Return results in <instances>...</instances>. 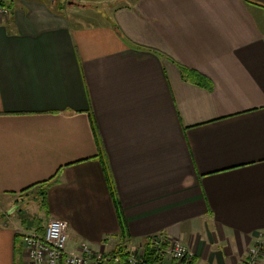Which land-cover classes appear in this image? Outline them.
Here are the masks:
<instances>
[{
    "label": "crops",
    "instance_id": "1",
    "mask_svg": "<svg viewBox=\"0 0 264 264\" xmlns=\"http://www.w3.org/2000/svg\"><path fill=\"white\" fill-rule=\"evenodd\" d=\"M57 1L0 16V202L53 178L30 220L67 221L69 248L164 233L191 264H244L264 237V0ZM31 229L0 222V264H27Z\"/></svg>",
    "mask_w": 264,
    "mask_h": 264
},
{
    "label": "built area",
    "instance_id": "2",
    "mask_svg": "<svg viewBox=\"0 0 264 264\" xmlns=\"http://www.w3.org/2000/svg\"><path fill=\"white\" fill-rule=\"evenodd\" d=\"M7 14V5L0 4V16ZM67 227L65 220L50 219L43 234L26 232L24 248L27 264H190L195 256L181 239L164 233L149 237L146 242L125 253L97 251L86 242L69 248ZM262 250V242L251 247L245 264H255Z\"/></svg>",
    "mask_w": 264,
    "mask_h": 264
},
{
    "label": "rangeland",
    "instance_id": "3",
    "mask_svg": "<svg viewBox=\"0 0 264 264\" xmlns=\"http://www.w3.org/2000/svg\"><path fill=\"white\" fill-rule=\"evenodd\" d=\"M70 1L76 2V0ZM65 2L67 4L66 0ZM60 3L61 0H58L57 4L59 5ZM14 5H17V2H14ZM41 204L42 200L40 199L39 194H37L36 188L18 195L10 196L7 199L4 198L3 202H0V222L8 221L11 223V225L16 223L20 226L23 218H30L37 214L36 212L38 210V207L41 206ZM40 213H42L44 215L43 217L45 218V213H43L42 211H40ZM258 242H262L264 244V237H261L260 240H257L251 247L255 246ZM263 255L264 250H262V253L257 257L255 264H262L261 259Z\"/></svg>",
    "mask_w": 264,
    "mask_h": 264
},
{
    "label": "trees",
    "instance_id": "4",
    "mask_svg": "<svg viewBox=\"0 0 264 264\" xmlns=\"http://www.w3.org/2000/svg\"><path fill=\"white\" fill-rule=\"evenodd\" d=\"M0 4L7 5V0H0ZM183 71H184V73H189V75H191V77L195 78L198 81L199 85L207 84V77L204 76L203 74H201L199 72H196L195 70L188 71L186 69H183ZM93 129H94V133H95V136H96V139H97L98 158L100 159V161L102 163L103 171H104V174H105V177H106V180H107V184H108L111 196H112L113 201L115 203V206L117 207V210H118L119 209V200H118L116 189H115L114 179H113V176H112L108 161H107V159L105 157V154L103 152V148L100 145V141L98 139L99 135H98L97 127L94 124H93ZM51 179H53V178H51ZM50 180H46V181L37 183V184H35V185L23 190V192L29 191L30 189H32L34 187L35 188L44 187L46 185V183H48ZM44 196H45V193L41 194V196H40V199L43 201V203H44V199H45ZM118 214H119V218L121 220V223H124L123 217H122V214H121L120 210H119ZM22 222L25 223V225H27V223L28 224L30 223V226H33V229H31L29 231H36V232H38L40 234L44 233L45 226L43 227V223H44L43 221L38 220V219L30 220V218L26 217V218H23Z\"/></svg>",
    "mask_w": 264,
    "mask_h": 264
}]
</instances>
